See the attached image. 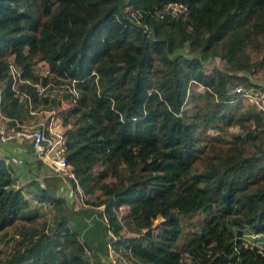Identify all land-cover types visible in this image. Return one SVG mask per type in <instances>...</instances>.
I'll return each mask as SVG.
<instances>
[{"label": "trees", "instance_id": "trees-1", "mask_svg": "<svg viewBox=\"0 0 264 264\" xmlns=\"http://www.w3.org/2000/svg\"><path fill=\"white\" fill-rule=\"evenodd\" d=\"M173 1L188 14L161 16ZM260 35L264 0H0V111L17 118L19 93L39 99L33 85L48 81L35 73L37 61L67 85L74 81L77 96L69 93L70 107L61 110L75 117L64 131L69 181L76 195L77 186L86 194L102 189L110 243L131 264H185L183 250L189 264H264V252L231 231L246 224L264 232V115L242 111L243 98L231 91L257 85L247 75L206 71L198 56L180 51L188 42L236 71L249 68L251 48L261 55L254 66L264 68ZM4 54L14 58L3 62ZM10 62L23 80L18 90ZM231 126L241 134L227 139ZM106 176L113 180L90 186ZM14 180L0 157V231L33 218ZM39 191V201L62 199ZM196 213L202 223L180 249V215ZM21 233L4 264H88L84 242L63 220Z\"/></svg>", "mask_w": 264, "mask_h": 264}, {"label": "rangeland", "instance_id": "rangeland-1", "mask_svg": "<svg viewBox=\"0 0 264 264\" xmlns=\"http://www.w3.org/2000/svg\"><path fill=\"white\" fill-rule=\"evenodd\" d=\"M124 10L128 13L129 12L131 13L130 6L125 7ZM258 38H259L258 40L264 46V35H260ZM180 51L183 52L184 54L198 56L206 71H212L213 68H220L222 70L231 71L239 75H247L250 78L251 82H253L257 86L264 87V68L254 66V63L260 58L261 55L259 52H255V50L251 48L248 49V53L251 58L249 68L243 70H236V71H233L230 65L225 60L221 59L219 56L206 55L203 52H201L199 48H191L188 42L184 43V45L180 48ZM13 58L14 56L12 54H4L1 60L5 62ZM34 70L35 73L38 75L47 76L48 83L44 88L45 96L36 99L35 102H32V105L29 107L26 104V101L24 100L25 98L19 93L20 95L19 101L20 103H22V107L20 109L17 118L19 119L20 122L24 121L25 124L29 122L32 123H38L41 121L45 122L46 120H48L47 119L48 110L52 108L54 110V114L61 115L60 118L62 120L63 119L66 120V122L63 121L64 124L70 123L68 126L69 128L71 126V122L74 120L75 117L65 114L66 115L65 118V115L61 114V110L70 107V101H69L68 89H67L68 85L66 81L59 80L53 74L47 73L48 67L42 61H37L35 63ZM2 72H0V78H3L1 77ZM4 82L5 79L0 80V90L4 85ZM20 84H21L20 81L19 82L17 81L15 83V87L19 89ZM199 89L202 90L203 88L199 87ZM2 97L3 96L1 94L0 102L3 100ZM239 108L242 111H248V112L258 111L257 107L254 104H251L246 100L241 101ZM183 109L186 110L188 114L191 113L193 110L190 104H185L183 106ZM58 122L59 121H57V123ZM63 130L66 129L64 128ZM210 132L212 134H216L218 131L212 129L210 130ZM258 133L261 134L262 137H264V124L262 125L261 128L258 129ZM236 134H241V130L239 129V127L231 126L228 128L226 127L224 128L223 135L225 136V138L229 139ZM8 165L10 166L9 163ZM98 169H100V165L95 166V170ZM54 173H55L54 171L52 173L49 172V174L51 175L49 179V181H51V184H49V186H47L46 189L49 191L50 195L57 198L56 196H54V187L55 185H57L56 181L58 183L62 178H60L59 175ZM14 178H15L14 186L20 187V189L23 191V193L25 194L28 200V208H25L26 210L25 212L27 215L33 218H30L31 220H26V219L19 220L15 222L14 225L6 227L5 229L0 231V264H4L5 260L11 256L15 248L20 245L19 242L23 237L21 233L22 231H25L28 228L41 227L42 225L50 226L53 225L57 220H63L70 228L74 229L79 234L80 240L84 242L86 246V258L88 260V264H90L91 262H93V264H98L96 259V253L94 251H96L97 248L100 249L101 240L102 243H105L106 251L108 249L107 246L108 243L112 247L110 243L112 234L108 233L106 220L103 214L104 204L98 205L100 203L99 201H101L104 198V193L102 192V189L96 188L94 189L93 192L88 194L83 193L81 191V196L77 195V198L81 203H84L86 205L85 207H79V209L75 207L76 209L73 210L71 206H68L64 202V199L52 203H50L49 201H39L34 197L33 192H30V194L28 193L29 190H27L26 188L27 186L22 187L21 185H17V178L15 175ZM112 180L113 177L106 176L101 180L96 179L94 182L91 183L90 186L95 187L103 182L109 183ZM28 187L33 191H39L42 188V186L36 184L34 180H31L29 182ZM127 210L128 207H122L120 213L124 215L127 212ZM202 219H203V215L201 213H196L192 215H180L182 232L178 241V245H177L178 248L182 249V246L189 238L190 234L199 228L200 224L202 223ZM157 220L159 221L160 217H158ZM250 230L251 228H249V226L246 224L244 227L231 225V231L234 237L239 238L242 242H244L246 245L250 247H255L256 245H254L253 243L254 241L251 238ZM237 233H241V234L237 235ZM123 234H124L123 236H136V233L133 232H128L126 234L123 233ZM92 240L96 242L95 245H91ZM258 245H260V243ZM261 246L264 247V241L261 242ZM120 248L122 250L124 246H121ZM184 252L186 251L183 250L182 253ZM121 256H122L121 264H131V262L127 259L125 255L121 254ZM183 261L187 262L186 258H183Z\"/></svg>", "mask_w": 264, "mask_h": 264}, {"label": "built area", "instance_id": "built-area-1", "mask_svg": "<svg viewBox=\"0 0 264 264\" xmlns=\"http://www.w3.org/2000/svg\"><path fill=\"white\" fill-rule=\"evenodd\" d=\"M161 12H167L172 15L186 16L189 12V8L184 3L173 1L165 4L163 9L160 11V15L162 16ZM8 72L14 80V87L17 81H20V83L23 82L19 76V69L13 62L9 63ZM47 73H49V70H47ZM26 82L28 81L26 80ZM33 86L35 87V91L39 98L45 96L44 88L46 85L35 83ZM67 89L68 94L71 93L74 96H77V92L74 87V81H72L71 86H67ZM231 91L240 94L243 100L254 104L264 115V87L244 86L242 84H237L231 89ZM20 94L25 98L24 100L26 101V104L30 107L32 105V100L26 93ZM69 101L71 103L70 98ZM60 116L61 115L54 114V110L51 108L48 110V120L45 122H29L25 124L24 121L20 122L18 118H9L3 115L0 111V144L11 140H26L31 144L33 153L38 160L42 161V163H44L61 177L67 178L68 180L69 178L75 179L71 166L67 163L65 158V130H63L64 123ZM57 121L59 122L57 123ZM77 188L79 195L81 196V190L78 186ZM250 235L254 241V245H256L255 247L264 252V247L261 246V242L264 241V232L250 230ZM259 243L260 245H258ZM109 252L110 264H121L122 257H120L112 249V247L110 248ZM183 258H186L187 262H184ZM128 260L130 261V259ZM181 260L185 264H189L192 261L187 252L182 254Z\"/></svg>", "mask_w": 264, "mask_h": 264}, {"label": "crops", "instance_id": "crops-1", "mask_svg": "<svg viewBox=\"0 0 264 264\" xmlns=\"http://www.w3.org/2000/svg\"><path fill=\"white\" fill-rule=\"evenodd\" d=\"M64 125L65 126L63 127V129H66L69 126L67 124ZM0 157L4 158L6 163H9L12 167L11 169L13 171V174L17 178V185H21L22 187L27 186L26 188L27 190H29V194L30 192H34L28 187V184L31 180H34L36 184H39L43 188H46L47 186H49V184H51V181H49L51 177L49 172L52 173L53 171H51L48 166H46L44 163H42V161L38 160L35 157L31 144L28 141L11 140L6 143L0 144ZM60 178L62 179L58 183L56 181L57 185H55L54 187V196L64 199V202L68 206H71L73 210H75L76 208L79 209V207H85L86 204L81 203L77 198V195L73 191L71 182L67 178H63L61 176ZM108 233L110 234L109 231ZM95 244L96 242L92 240L91 245ZM100 246V249L97 248V250L94 251L96 253L98 264H110L109 251L111 247L109 243L107 244V251L105 250V243H102V240ZM90 264H93V262H91Z\"/></svg>", "mask_w": 264, "mask_h": 264}]
</instances>
